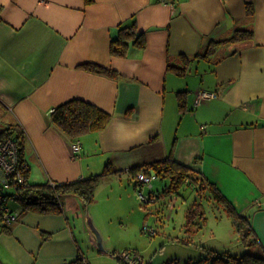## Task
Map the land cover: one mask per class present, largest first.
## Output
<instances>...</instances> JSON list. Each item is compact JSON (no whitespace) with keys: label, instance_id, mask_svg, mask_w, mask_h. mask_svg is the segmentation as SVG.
<instances>
[{"label":"crops","instance_id":"obj_1","mask_svg":"<svg viewBox=\"0 0 264 264\" xmlns=\"http://www.w3.org/2000/svg\"><path fill=\"white\" fill-rule=\"evenodd\" d=\"M171 1L0 0V131L10 124L23 130L32 183L88 177L111 162L119 171L103 177L95 194L121 179L131 183V167L170 156L200 171L248 218L258 243L242 244L238 256L264 255V0ZM132 21L145 47L112 55L111 39ZM237 29L252 36L205 55L212 40ZM203 91L216 94L196 102ZM70 99L108 112L106 126L69 137L50 114ZM8 202L19 215L10 224L0 219V264H64L78 256L127 263L105 238L103 221L91 217L93 202L85 207L78 195L63 194L61 213ZM194 230L183 226L191 235L180 240L195 249ZM84 239L96 248L88 257Z\"/></svg>","mask_w":264,"mask_h":264},{"label":"trees","instance_id":"obj_2","mask_svg":"<svg viewBox=\"0 0 264 264\" xmlns=\"http://www.w3.org/2000/svg\"><path fill=\"white\" fill-rule=\"evenodd\" d=\"M92 1L93 0H85L86 3ZM251 36V30L237 29L227 39L217 41L212 40L205 55L213 53L216 46L221 43L242 40L250 38ZM131 45L140 48L145 47L144 33L138 30L135 21L119 27L117 36L111 39L110 53L119 57L126 56ZM84 66L89 70L110 77L118 76V73L115 70L94 63H87ZM168 67L174 69L179 75L184 74V67L182 68L172 64H168ZM180 106H182V104ZM50 117L51 121L69 137L77 138L86 132L103 129L110 119V114L88 101L82 99H70L56 106L51 112ZM10 136L17 141L20 156L24 158V132L21 127L17 124H10L0 131V140ZM140 170H152L157 177L169 178V184L162 190L161 194L178 193L180 187L184 183L194 187L196 191L201 189L206 190L212 203H217L224 208L226 215L231 219L234 230L238 234L241 243L246 248L253 247L258 243L257 235L248 218L238 212L214 183L205 178L200 171L189 165L179 163L170 156L162 160L136 165L131 167L129 172L133 174ZM118 171L119 170H116L113 167L111 162H107L100 173L71 181L54 182V184H51L49 181L44 183L30 182L28 180V170L25 173L27 179L26 183L17 188V201L20 202L23 210H32L41 213H61V196L63 194L73 193L78 195L82 199L83 205L87 207L94 200L95 189L100 180L103 177ZM149 194L150 197L155 196L153 190H150ZM202 206L203 205L198 200H195L191 207L186 210V222L183 225L186 232L191 231V228H201L205 224L206 216ZM120 259L122 262L126 263L121 257ZM64 264H90V262L83 259L81 256H78L66 261ZM165 264L179 263L174 259H169ZM185 264H264V255H256L252 252H244L239 256L222 254L221 256L210 257L206 261L205 258H201L197 261L188 260Z\"/></svg>","mask_w":264,"mask_h":264},{"label":"rangeland","instance_id":"obj_3","mask_svg":"<svg viewBox=\"0 0 264 264\" xmlns=\"http://www.w3.org/2000/svg\"><path fill=\"white\" fill-rule=\"evenodd\" d=\"M130 180L131 183L121 179L112 187H102L94 195L91 206V217L94 216L95 221H103L105 238L109 239L110 245L118 248L117 255L123 251L133 252L132 249L137 248L144 258L142 264H165L169 259L185 264L188 260L205 258L206 261L222 254L238 256L242 243L231 219L222 206L212 203L206 190L196 191L184 183L178 193L161 194L169 184V178L157 177L152 180L150 187L143 186L146 196L150 190L154 191L155 196L142 202L131 176ZM195 196L203 205L206 216L204 227L194 230L191 236L194 244H197L196 250L187 244L183 245L180 240L190 238L191 234L181 230L186 210L194 202ZM11 203L16 205L7 202L8 205ZM83 241L84 252L88 257V251H96V248L90 245L89 239Z\"/></svg>","mask_w":264,"mask_h":264},{"label":"built area","instance_id":"obj_4","mask_svg":"<svg viewBox=\"0 0 264 264\" xmlns=\"http://www.w3.org/2000/svg\"><path fill=\"white\" fill-rule=\"evenodd\" d=\"M173 5L171 0H162ZM215 92L203 91L198 94L196 102L203 98L215 96ZM80 148L78 141L72 143V149L77 152ZM29 170L27 161L20 156L19 145L13 137H6L0 140V219L5 224L15 221L19 215L18 211L12 210L8 201H17V188L26 183V171ZM135 187L138 188V198L142 202L149 201L152 197L143 193V186H151L154 178H157L154 171H138L131 175ZM54 184V181H49ZM150 232V229H147ZM153 233V230H152ZM119 256L128 264H141L135 252L123 251Z\"/></svg>","mask_w":264,"mask_h":264}]
</instances>
